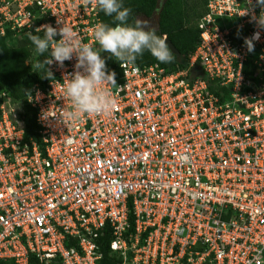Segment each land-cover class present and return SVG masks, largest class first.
<instances>
[{"label": "built area", "instance_id": "1", "mask_svg": "<svg viewBox=\"0 0 264 264\" xmlns=\"http://www.w3.org/2000/svg\"><path fill=\"white\" fill-rule=\"evenodd\" d=\"M260 11L206 0L183 65L120 63L107 114L42 118L72 111L75 55L25 100L0 93V260L99 264L108 228L112 264H264V32L253 66L244 45ZM62 22L98 47L95 0H0V36ZM25 102L40 142L25 141Z\"/></svg>", "mask_w": 264, "mask_h": 264}, {"label": "clouds", "instance_id": "2", "mask_svg": "<svg viewBox=\"0 0 264 264\" xmlns=\"http://www.w3.org/2000/svg\"><path fill=\"white\" fill-rule=\"evenodd\" d=\"M95 2L98 8L114 21V26L103 22L94 25L92 38L98 47L83 43L78 34L63 22L58 29L51 25L37 28L35 31L42 32V37L28 34V40L33 46V56L38 58L35 68L43 69L41 73L43 78L53 79L51 71L45 65H52L55 62L58 66H63L65 61L72 60L75 55L77 71L70 78L64 79L62 89V97L70 101L72 111L66 117H61L58 113L47 110L42 115L43 119L58 117L59 122L64 123L65 119H77L81 114H107L113 109L114 100L104 85L115 84V73L106 72L105 60L101 58V53H109L120 63H134L146 50L160 63L172 61V53L166 39L162 35H157L156 29L149 21L137 18L134 23H128L130 10L123 7V0ZM256 4L261 6V11L258 16L253 15L251 21L255 22L258 30L251 38H244V45L249 53L254 51V42L259 41L261 33L264 32V0H256ZM57 35L60 36L58 41L54 40ZM49 51L51 58H46L41 63L39 57Z\"/></svg>", "mask_w": 264, "mask_h": 264}, {"label": "trees", "instance_id": "3", "mask_svg": "<svg viewBox=\"0 0 264 264\" xmlns=\"http://www.w3.org/2000/svg\"><path fill=\"white\" fill-rule=\"evenodd\" d=\"M202 12L195 10L194 6H188L187 0H167L160 15L159 26L155 28L157 35H166L181 54L182 62H179L177 55L171 50L172 61L170 63L158 62L148 51H144L138 56L135 64L145 66L152 63H158L160 66L172 70L183 65L188 55L193 52L199 43L200 29L198 20L205 13L206 0ZM157 0H123V7L128 8V23L132 24L140 16H151L156 9ZM100 16L103 23L114 26L112 17L106 16L100 10ZM34 35L43 36L42 32H31ZM28 34L23 35L17 41L16 45L9 46L7 36H0V93L8 92L14 101L25 100L30 94L32 87L38 84L45 88L49 79L42 77L43 69H36L35 64L38 58L33 56V46L28 40ZM101 58L105 60L106 72H114L119 75L120 62L111 57L109 53H101ZM256 54L251 53L250 59L246 63L247 67L253 66ZM48 59V52L39 57L41 63ZM31 60V61H30ZM32 62V63H31ZM33 64V68H32ZM48 69V65H45ZM40 72V73H39ZM2 98L0 97V103ZM25 141L31 140L40 142L39 127L36 123L35 113L31 106L25 102ZM112 235L108 228L99 237L100 250L102 258L99 264H112L115 256L112 255L110 247ZM0 264H15L13 261L0 260ZM30 264H34L31 260Z\"/></svg>", "mask_w": 264, "mask_h": 264}, {"label": "water", "instance_id": "4", "mask_svg": "<svg viewBox=\"0 0 264 264\" xmlns=\"http://www.w3.org/2000/svg\"><path fill=\"white\" fill-rule=\"evenodd\" d=\"M166 1L167 0H157L156 9L154 10L153 14L151 16H144V18H147L150 20H156L157 28L159 26V19H160L161 11H162ZM164 38L166 39V44L177 55L179 62H182L183 60L181 58L180 52L177 50V48L174 46V44L171 42V40L167 38L166 35L164 36ZM193 70L195 71L196 69L194 68Z\"/></svg>", "mask_w": 264, "mask_h": 264}, {"label": "rangeland", "instance_id": "5", "mask_svg": "<svg viewBox=\"0 0 264 264\" xmlns=\"http://www.w3.org/2000/svg\"><path fill=\"white\" fill-rule=\"evenodd\" d=\"M188 2V6H194L195 10L199 11V12H202L203 9H204V2L203 0H187ZM142 16V15H140ZM138 17L139 19H142V20H147L149 21L150 25L154 28H157V22L156 20H150V19H147V18H143V17ZM7 43L9 46H13V45H16L17 41L19 40L18 37H14V36H7Z\"/></svg>", "mask_w": 264, "mask_h": 264}, {"label": "flooded vegetation", "instance_id": "6", "mask_svg": "<svg viewBox=\"0 0 264 264\" xmlns=\"http://www.w3.org/2000/svg\"><path fill=\"white\" fill-rule=\"evenodd\" d=\"M140 17H143L144 18V16L142 15V16H140Z\"/></svg>", "mask_w": 264, "mask_h": 264}]
</instances>
